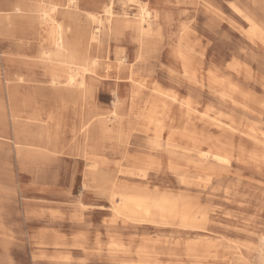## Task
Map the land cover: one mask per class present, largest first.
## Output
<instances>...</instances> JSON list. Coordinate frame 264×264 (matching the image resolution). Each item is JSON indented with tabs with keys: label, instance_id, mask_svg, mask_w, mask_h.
<instances>
[{
	"label": "rangeland",
	"instance_id": "obj_1",
	"mask_svg": "<svg viewBox=\"0 0 264 264\" xmlns=\"http://www.w3.org/2000/svg\"><path fill=\"white\" fill-rule=\"evenodd\" d=\"M111 1L113 30L97 35L102 58L97 72L85 75L84 97L71 99L53 86V76L65 82L67 72L44 61L45 32L27 18L14 30L0 29V264H264V148L215 121L253 128L264 141V43L234 9L264 28V0H77V20H59L81 27L83 50L97 28L88 17L103 15ZM42 2L0 0V11L12 16L20 4L34 15ZM139 3L157 15V34L145 45L117 23L133 19ZM117 52L126 61L121 72ZM127 66L146 85L134 100ZM216 81L240 94L223 97ZM154 85L179 98L159 117L161 136L142 118ZM187 101L198 113H188ZM115 103L120 123L112 116ZM94 117L110 120L109 134L98 128L86 141L81 127ZM195 147L227 151L230 164L199 174L188 160ZM94 160L120 191L181 197L206 218L199 215L190 229L178 219L148 224L118 217Z\"/></svg>",
	"mask_w": 264,
	"mask_h": 264
},
{
	"label": "bare ground",
	"instance_id": "obj_2",
	"mask_svg": "<svg viewBox=\"0 0 264 264\" xmlns=\"http://www.w3.org/2000/svg\"><path fill=\"white\" fill-rule=\"evenodd\" d=\"M76 4L77 0H67L66 2H62L61 0H43L40 7L34 12V15L28 14L27 10L20 4L13 6L11 10L14 14L12 16L5 15L4 11H0V29L5 26L9 30H14L17 20L27 18L28 26L35 28L36 31L41 30L47 34L48 49L43 51L44 61L51 66L67 72L65 82H61L59 77L55 75L53 76L52 84L57 88H61L62 93H66L71 99L87 95L88 89L86 87L85 75L95 74L102 58L101 52H103V48L97 35L106 28L112 31V22L116 16L114 12V3L111 1L107 5L104 4L103 15H90L88 17L90 24L94 26L96 25L97 28L87 35L88 46L84 51L83 47L81 46V49L80 45L86 34L81 27L78 26L79 28L74 31L71 26L66 24L65 19L64 21L59 20V16H67L75 22L77 19L74 18L73 15H77V13L72 10H77ZM234 9L246 19L247 24L250 27V34L264 43V28L260 26L255 19L243 14L238 7L234 6ZM29 12L33 13L31 11ZM156 18L157 15L151 11L148 4L139 3V12L133 17V19L128 18L126 15L122 19H117V23L121 25L123 24V26H127V28H132L138 34L140 43L145 45L157 34V23L156 20H154ZM106 23L107 26L105 25ZM69 36L75 37L76 39L73 45L70 42ZM77 45L80 47L82 53L79 52L78 54V50L76 49L78 48L76 47ZM93 48L98 50V56L94 58L91 57V51ZM176 54L187 69L186 73L188 74L189 64L186 54L182 50H179ZM116 56L118 60V71L121 72L122 69L126 68V61L124 58L120 57L118 52ZM127 73V78L133 87L132 99L134 100L141 95L142 89L146 87V85L138 79L137 74L133 71L132 67L127 66ZM216 84L223 89V97L232 98L233 95L240 94L239 89L233 85L226 87L219 81H216ZM173 103H179L177 94L165 92L159 86L155 85L150 89L149 96L142 112V115H144L142 118L147 121L149 126H155L156 132L160 134V136L163 132V125L159 117L164 115L169 106ZM114 105L115 111L112 112V116L114 120L120 123L121 115L117 110L116 103ZM182 105L187 108L188 113L197 112L190 101H187ZM202 117L209 118V115L202 114ZM95 118L96 117L85 120L82 124L81 129L85 134L84 138L86 141L91 139V134H93L98 128L101 129L104 135L109 134L107 124L110 120L101 117ZM215 121L221 126L228 127L229 130L234 133L246 135L254 143L261 145L264 148V141L260 140L255 129L248 128L242 130L241 127L235 123L232 125H226L218 119H215ZM122 134V130H120V137ZM190 138L191 137L189 136L188 140H192ZM169 146L175 148L177 145H175V141L171 139L169 141ZM194 150L195 159H192V156L188 155V160L194 167V170L199 174L213 172L220 164L229 165L232 158L227 151L204 150L200 147H195ZM55 152H57V150H55ZM101 167L102 163L99 160H94L93 171L102 182L103 190L108 194L109 200L112 204V210L118 217L125 218L132 223L148 224L158 222L168 224L170 220L178 219L180 220L182 227L190 229L197 228L195 224L199 219V215L202 219L206 218L205 212H197L193 205L181 197L161 194L156 191L151 192L148 189L130 188L128 186L126 190L120 191L118 183L113 178H110L107 173L102 171ZM179 172H181V170H179ZM141 173L145 174L144 170L141 169ZM262 242L264 244V237L262 238ZM181 254L183 255V253Z\"/></svg>",
	"mask_w": 264,
	"mask_h": 264
}]
</instances>
